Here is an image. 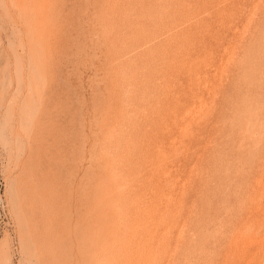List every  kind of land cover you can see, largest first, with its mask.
I'll use <instances>...</instances> for the list:
<instances>
[{"label":"rangeland","instance_id":"1","mask_svg":"<svg viewBox=\"0 0 264 264\" xmlns=\"http://www.w3.org/2000/svg\"><path fill=\"white\" fill-rule=\"evenodd\" d=\"M0 264H264V0H0Z\"/></svg>","mask_w":264,"mask_h":264}]
</instances>
